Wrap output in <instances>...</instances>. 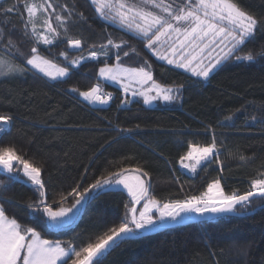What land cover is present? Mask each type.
<instances>
[{
  "label": "trees",
  "instance_id": "trees-1",
  "mask_svg": "<svg viewBox=\"0 0 264 264\" xmlns=\"http://www.w3.org/2000/svg\"><path fill=\"white\" fill-rule=\"evenodd\" d=\"M49 2L54 10L48 9V14L60 36L52 45L38 47L42 55L69 67V75L55 81L25 64L24 57L31 55L34 41L30 27L29 35L24 34L22 4L5 15L4 10L15 0H0V29L5 35L0 55L29 69L19 77L0 78V113L12 116L10 131L0 133V146L14 144L27 159L42 165L49 202L59 201L63 193L67 196L63 206L70 207L74 197L68 193L73 187L79 184L82 190L120 167L148 171L150 195L162 202L199 195L217 178L225 192L243 193L252 179L260 178L264 172V60L249 63L233 57L205 80L169 65L121 26L100 18L90 0ZM239 2L261 21L240 54L258 51L264 46V0ZM57 14L68 18L63 27L55 20ZM8 37L15 44L11 50L5 47ZM67 38L80 39L81 48L69 47ZM109 38L127 43L120 49L109 45L107 55L92 59L89 53L102 51L100 45L107 44ZM17 49L24 55H14ZM61 52H66L69 60L87 57L71 65ZM117 55L124 67H144L155 82L175 87L178 98L147 107L142 98H130L116 85L103 83L97 78L98 67L117 63ZM97 83L113 97L92 108L79 91ZM213 133L222 165L212 163L196 173L182 168L180 157L188 143H210ZM241 155L246 159L241 160ZM18 175L19 180L14 181L0 170V204L7 213L19 222L37 226L44 238L70 242L76 248L118 225L131 200L122 189L92 192L74 225L47 230L27 209V203L38 195L35 186ZM102 264H264V207L251 203L239 215L228 213L123 238L103 254Z\"/></svg>",
  "mask_w": 264,
  "mask_h": 264
},
{
  "label": "snow or ice",
  "instance_id": "snow-or-ice-1",
  "mask_svg": "<svg viewBox=\"0 0 264 264\" xmlns=\"http://www.w3.org/2000/svg\"><path fill=\"white\" fill-rule=\"evenodd\" d=\"M90 3L100 18L118 23L125 31L144 43L159 59L182 68L195 77L207 80L214 69L233 57L237 61L249 63L264 60V46L258 51L250 49L240 54L255 36L261 21L246 11L239 0H90ZM20 4L26 14L24 34L29 35L30 27L34 41L30 49L31 55L24 57L25 64L53 81L67 77L69 67L61 66L42 55L38 47L41 44L52 45L60 36L48 14V9L54 10L53 4L49 0H15L12 7L4 10V14L14 12ZM41 12L45 13L43 17L38 15ZM67 19L58 14L55 16V20L62 27ZM4 40L5 35L0 29V41ZM67 43L69 47L80 49L82 41L67 38ZM126 43H117L109 38L107 44L100 45L102 51H92L89 56L96 59L102 54L107 55L109 45L120 49ZM5 47L9 50L15 48L11 37L6 39ZM15 54L24 55L18 49ZM128 54L127 51L124 52L125 56ZM60 55L71 65H77L81 59H86L77 57L69 60L66 52H61ZM116 60L115 66L105 63V66L99 69V76L121 83L126 94L131 90L133 96H142L145 104L157 99L170 102L178 98V94H173L171 88H164L156 83L150 70L144 67L125 68L119 63V55ZM150 67L151 65H148V69ZM27 71V67L17 64L11 57L8 60H0V76L7 77ZM133 84L140 85V89H132ZM72 91L77 92L78 89L73 88ZM79 95L89 103L107 104L112 98L111 93L103 92L99 83L87 91H79ZM11 121V115L0 113V133L10 131ZM240 159L244 160L246 157L241 155ZM212 163H223L219 158L214 133L210 143L202 145L189 142L187 151L180 157L181 167L191 173H196L198 168L207 167ZM0 170L8 173L9 179L14 181L19 180L18 173L22 172L27 181L35 186L34 191L38 195L27 203V209L41 222V227L47 230L54 231L64 227L69 214H74V210L78 212L77 206H82L93 190L120 185L127 190L131 198L124 206V218L118 225L109 228L94 242L90 241L79 248L73 247L70 242L62 244L60 241L44 238L37 226L19 222L0 204V264H102L103 253L110 242H116L117 238L136 237L142 232L163 227L168 221L179 222L190 213L199 216L227 213L239 215L251 203L258 202L264 207V172L260 173V178L252 179L248 190L243 193L235 190L225 192L221 180L217 178L208 183L207 190L199 195L162 202L150 195L151 185L148 179H145L150 178L148 171L140 167H120L118 171L101 176L82 190L77 184L68 193L74 197L71 207H64L67 196L61 193L59 201L52 199L49 202L46 184L42 179V165L27 159L14 144L0 146ZM220 170H223L222 167ZM253 197H258V201L253 200ZM54 204L58 205L55 209Z\"/></svg>",
  "mask_w": 264,
  "mask_h": 264
},
{
  "label": "rangeland",
  "instance_id": "rangeland-1",
  "mask_svg": "<svg viewBox=\"0 0 264 264\" xmlns=\"http://www.w3.org/2000/svg\"><path fill=\"white\" fill-rule=\"evenodd\" d=\"M117 25H119L118 23H116ZM120 26V25H119ZM161 51H163V49H161ZM82 57H87V55H84V56H82ZM0 60H8V58L6 59L5 57H3V56H1L0 55ZM82 60V59H81ZM165 61V60H164ZM117 63H114L113 65H109V66H115ZM105 66V65H104ZM104 66H100V67H98V70H97V78L98 79H100L103 83L104 82H106V83H110V84H112V85H116L119 89H121L122 91H123V93H124V95H126V93L124 92V89H123V87H122V84L121 83H116V82H113V81H109V80H105V79H103V78H101L100 76H99V69L101 68V67H104ZM27 67H31V66H29V65H27ZM125 68H131V67H127V66H125ZM180 69H182V68H180ZM182 70H184V69H182ZM23 74V73H22ZM21 74L20 73H16V74H13V75H9V76H7V77H4V76H0V78H8V77H19ZM154 80V79H153ZM155 81V80H154ZM157 83V82H156ZM158 84H160V83H158ZM161 85V84H160ZM162 87H164V88H171L172 90H173V94L175 93V87H173V86H169V87H165V86H163V85H161ZM145 87H147V86H145ZM131 88L132 89H136V90H139L140 89V85H138V84H133V85H131ZM106 92V91H105ZM107 93H109V92H107ZM152 95H154V93H152ZM127 96L128 97H130V98H135V97H140V98H142V102H143V104L145 105V106H153V105H157L158 103H159V101H164L163 99H157V100H153L152 101V103H150V104H145L144 103V99H143V97L142 96H140V95H136V96H133L132 95V93H131V90L127 93ZM111 97H113V95L111 94ZM111 101H112V99H110ZM8 174V173H7ZM20 175H21V177L22 178H25V179H27L26 177H24L23 176V174H22V172L21 173H19ZM109 189H115V190H120V189H122V190H124L125 192H126V194L128 195V193H127V190L126 189H124L123 188V186H120V185H118V186H115V187H111V186H105L104 188H102V189H99V190H109ZM207 190V189H206ZM205 190V191H206ZM98 190H93V193H95V192H97ZM153 196V195H152ZM154 198H156V199H158L157 197H155V196H153ZM131 199V198H130ZM159 200V199H158ZM168 201V200H167ZM163 202H166V201H163ZM143 203V202H142ZM71 207V206H70ZM78 208H79V211L78 212H75V210H74V214H69V218L67 219V222H66V224H65V226L64 227H62V228H67L69 225H72L77 219V217H78V214H79V212H80V210H81V206H77ZM139 207V206H138ZM57 208V207H56ZM55 209V208H54ZM191 214H195V213H190V214H188V215H191Z\"/></svg>",
  "mask_w": 264,
  "mask_h": 264
},
{
  "label": "water",
  "instance_id": "water-1",
  "mask_svg": "<svg viewBox=\"0 0 264 264\" xmlns=\"http://www.w3.org/2000/svg\"><path fill=\"white\" fill-rule=\"evenodd\" d=\"M100 105V103H90V106L92 107V108H95V107H97V106H99ZM146 179H148V178H146ZM148 182H149V179H148ZM150 183V182H149ZM150 185H151V183H150ZM254 198V197H253ZM84 204V203H83ZM83 206V205H82ZM82 206H81V210H80V212L82 211ZM228 214V213H227ZM221 215H225V214H220V215H216V214H205V215H203V216H199V215H197V214H191V215H187L184 219H182V220H179V222H173V221H168L163 227H160V228H158V229H156V230H153V231H150V232H142L140 235H138V236H143V235H146V234H151V233H154V232H156V231H161V230H164V228H168V227H173V226H175V225H185V224H188V223H196V221H203V220H206V219H215V218H217V217H219V216H221ZM77 220L72 224V225H74L77 221H78V217L76 218ZM138 236H136V237H138ZM123 238H126V239H133V237H122V238H117V241L116 242H118L119 240H122ZM116 242H110V245L108 246V248H107V250L106 251H108L109 250V248H111L112 247V245L113 244H115ZM105 251V252H106ZM104 252V253H105ZM103 253V254H104Z\"/></svg>",
  "mask_w": 264,
  "mask_h": 264
},
{
  "label": "built area",
  "instance_id": "built-area-1",
  "mask_svg": "<svg viewBox=\"0 0 264 264\" xmlns=\"http://www.w3.org/2000/svg\"><path fill=\"white\" fill-rule=\"evenodd\" d=\"M104 93H107V92H104ZM112 99V98H111ZM109 101H111V100H109Z\"/></svg>",
  "mask_w": 264,
  "mask_h": 264
}]
</instances>
